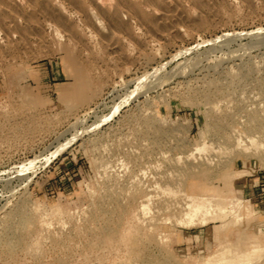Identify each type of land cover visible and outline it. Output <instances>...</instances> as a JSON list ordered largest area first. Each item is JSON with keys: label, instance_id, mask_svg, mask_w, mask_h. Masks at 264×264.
<instances>
[{"label": "rangeland", "instance_id": "1", "mask_svg": "<svg viewBox=\"0 0 264 264\" xmlns=\"http://www.w3.org/2000/svg\"><path fill=\"white\" fill-rule=\"evenodd\" d=\"M90 1L0 5V264H264V0Z\"/></svg>", "mask_w": 264, "mask_h": 264}, {"label": "bare ground", "instance_id": "2", "mask_svg": "<svg viewBox=\"0 0 264 264\" xmlns=\"http://www.w3.org/2000/svg\"><path fill=\"white\" fill-rule=\"evenodd\" d=\"M6 0H0V5L4 4ZM13 1H18V0H13ZM24 2H30L31 0H22ZM47 4H49L48 6H50L51 8H55V6L58 5L57 0H44ZM89 1V0H88ZM105 1V0H104ZM108 1V0H107ZM113 5H112V13H113V19L115 21H120V10H126L128 13H130V16L133 14L134 16H144L145 18H149L151 13H157L160 16L165 17L166 16V9L164 8L163 5H165L167 3V1H169V3L171 2V0H110ZM173 1V0H172ZM43 2V1H42ZM90 2H92V7L90 9L85 8L84 12L86 13V15H90L93 14L95 11L97 12H103L101 9L102 4H101V0H91ZM89 2V3H90ZM111 3V4H112ZM6 4V3H5ZM60 4V3H59ZM174 4V2H173ZM172 5V4H171ZM177 5V3H176ZM175 5V6H176ZM173 6V5H172ZM72 7V6H71ZM109 7V6H108ZM178 7V6H177ZM104 8V7H103ZM18 9V8H17ZM49 8H47L46 10H48ZM111 9V7H110ZM177 11V10H176ZM46 12V11H45ZM78 12V11H77ZM178 12V11H177ZM174 13L176 14V12L174 11ZM55 14V13H54ZM158 15V16H159ZM135 16V17H136ZM172 16V15H170ZM52 17V16H51ZM105 16H103L102 18H104ZM132 17V16H131ZM156 17V16H155ZM167 17V16H166ZM63 18V17H62ZM158 18V17H156ZM55 19H57L58 21H60V19L57 17H55ZM138 19V18H137ZM160 19V18H159ZM165 19V18H164ZM53 21V20H52ZM140 21V20H139ZM138 21V22H139ZM165 21L167 22L168 20L165 19ZM107 22V21H106ZM165 22V23H166ZM61 23V21H60ZM122 23V22H121ZM141 24V23H140ZM100 25V24H99ZM108 25V23H107ZM106 25V26H107ZM60 26V24H59ZM116 26V25H115ZM120 26V24H119ZM109 27V26H108ZM106 28V27H105ZM110 28V27H109ZM121 28V26H120ZM69 29V28H68ZM63 30V29H62ZM108 30V29H107ZM111 30V28H110ZM68 32V30H67ZM58 33V32H57ZM71 35V34H70ZM69 35V36H70ZM72 39V38H71ZM117 104V103H116ZM121 104V103H120ZM116 106V105H115ZM121 106V105H120ZM120 108V107H119ZM116 109H118V107L116 106ZM113 110H111L112 112ZM115 112V110H114ZM110 114H113L110 113ZM108 116V115H107ZM110 116V115H109ZM108 116V117H109ZM106 117H104L105 119ZM102 119V118H101ZM76 133V132H75ZM74 133V134H75ZM73 137V136H72ZM75 137V136H74ZM240 137V136H239ZM73 139V138H72ZM240 139V138H238ZM250 141H252V139H249ZM70 141V140H69ZM241 141V140H240ZM245 141V140H244ZM243 141V142H244ZM67 142V141H66ZM239 142V141H238ZM241 142V144L243 143ZM237 143V142H236ZM239 144V143H237ZM243 145V144H242ZM56 153V152H55ZM56 156V155H55ZM47 159V158H46ZM50 161V160H49ZM32 167V166H31ZM240 202V201H239ZM185 206V218L183 219V221L186 222V224H197V223H201L204 224L206 223L208 220H213V219H217L220 217V215L217 213H224L225 212V207L219 206L218 204H212L209 200V198L204 197V196H198V198L190 203H186L184 204ZM238 206V205H237ZM142 208H144V206H141ZM199 215V219L196 220V216ZM222 218V217H221ZM225 261V260H224ZM227 261V260H226ZM231 261V260H230ZM229 261V262H230Z\"/></svg>", "mask_w": 264, "mask_h": 264}, {"label": "built area", "instance_id": "3", "mask_svg": "<svg viewBox=\"0 0 264 264\" xmlns=\"http://www.w3.org/2000/svg\"><path fill=\"white\" fill-rule=\"evenodd\" d=\"M262 188H264V186H262ZM259 202H264V189H262L260 195H259Z\"/></svg>", "mask_w": 264, "mask_h": 264}]
</instances>
